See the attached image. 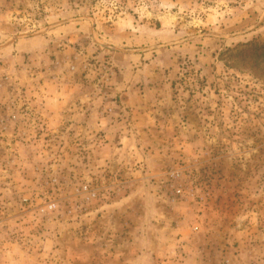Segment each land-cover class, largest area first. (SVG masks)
<instances>
[{"label":"rangeland","instance_id":"1","mask_svg":"<svg viewBox=\"0 0 264 264\" xmlns=\"http://www.w3.org/2000/svg\"><path fill=\"white\" fill-rule=\"evenodd\" d=\"M264 0H0V264H264Z\"/></svg>","mask_w":264,"mask_h":264},{"label":"trees","instance_id":"2","mask_svg":"<svg viewBox=\"0 0 264 264\" xmlns=\"http://www.w3.org/2000/svg\"><path fill=\"white\" fill-rule=\"evenodd\" d=\"M259 46H261V45H258V46H255V47H259ZM259 48H260V52H259V54L264 55V45H262V46L259 47Z\"/></svg>","mask_w":264,"mask_h":264}]
</instances>
